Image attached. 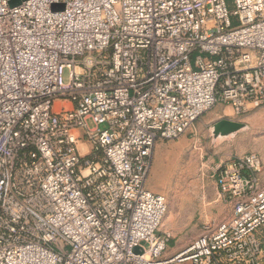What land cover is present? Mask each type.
I'll return each instance as SVG.
<instances>
[{
    "label": "built area",
    "instance_id": "built-area-1",
    "mask_svg": "<svg viewBox=\"0 0 264 264\" xmlns=\"http://www.w3.org/2000/svg\"><path fill=\"white\" fill-rule=\"evenodd\" d=\"M12 1L0 0V264H264L258 154L215 166L229 216L173 255L168 202L146 186L158 144L219 105L264 107V0Z\"/></svg>",
    "mask_w": 264,
    "mask_h": 264
},
{
    "label": "rangeland",
    "instance_id": "rangeland-1",
    "mask_svg": "<svg viewBox=\"0 0 264 264\" xmlns=\"http://www.w3.org/2000/svg\"><path fill=\"white\" fill-rule=\"evenodd\" d=\"M65 81H69L68 72ZM220 122L238 125L240 130L225 135L223 128H217ZM251 153L258 154L264 162V107L237 115L230 106L219 105L180 140L158 144L146 186L151 190L152 185L153 192L168 202L161 232L173 238L170 255L175 248L186 247L200 237L206 226L229 216L228 204L219 198L213 169Z\"/></svg>",
    "mask_w": 264,
    "mask_h": 264
},
{
    "label": "water",
    "instance_id": "water-1",
    "mask_svg": "<svg viewBox=\"0 0 264 264\" xmlns=\"http://www.w3.org/2000/svg\"><path fill=\"white\" fill-rule=\"evenodd\" d=\"M23 0H13L10 5L12 7H15L17 5H20L22 3ZM58 8V6H54L53 9ZM60 8V7H59ZM61 9H63V7H61ZM235 126V124H230L227 122H220L219 125L217 126L218 129H222L223 128V132H226L230 129V127ZM228 128V129H225ZM225 129V130H224Z\"/></svg>",
    "mask_w": 264,
    "mask_h": 264
},
{
    "label": "bare ground",
    "instance_id": "bare-ground-1",
    "mask_svg": "<svg viewBox=\"0 0 264 264\" xmlns=\"http://www.w3.org/2000/svg\"><path fill=\"white\" fill-rule=\"evenodd\" d=\"M240 127L238 125L230 127V129L226 132H223V134H234L235 132L239 131Z\"/></svg>",
    "mask_w": 264,
    "mask_h": 264
},
{
    "label": "crops",
    "instance_id": "crops-1",
    "mask_svg": "<svg viewBox=\"0 0 264 264\" xmlns=\"http://www.w3.org/2000/svg\"><path fill=\"white\" fill-rule=\"evenodd\" d=\"M153 189H154V187L151 185V191H153ZM183 248H184V246L175 248V250H174L175 253L174 254L178 253V251L182 250Z\"/></svg>",
    "mask_w": 264,
    "mask_h": 264
}]
</instances>
